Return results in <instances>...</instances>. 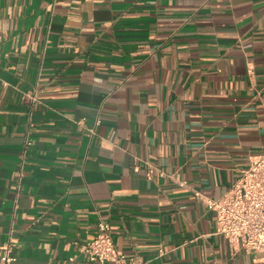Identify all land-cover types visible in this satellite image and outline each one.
<instances>
[{"label": "crops", "instance_id": "obj_1", "mask_svg": "<svg viewBox=\"0 0 264 264\" xmlns=\"http://www.w3.org/2000/svg\"><path fill=\"white\" fill-rule=\"evenodd\" d=\"M264 151V0H0V248L264 264L214 210ZM164 253L159 255V250ZM1 254V253H0Z\"/></svg>", "mask_w": 264, "mask_h": 264}, {"label": "built area", "instance_id": "obj_2", "mask_svg": "<svg viewBox=\"0 0 264 264\" xmlns=\"http://www.w3.org/2000/svg\"><path fill=\"white\" fill-rule=\"evenodd\" d=\"M194 193L209 209L215 211L216 232L227 240L232 252L244 249L259 253L264 258V151L252 159L249 167L242 170L221 198L213 199L197 190ZM85 251L92 261L101 263L151 264V260H133L120 252L115 245L111 226L104 220L98 223V232L86 244ZM0 253V264H17L18 258L13 252L11 240L1 246ZM163 253L161 248L159 255Z\"/></svg>", "mask_w": 264, "mask_h": 264}]
</instances>
